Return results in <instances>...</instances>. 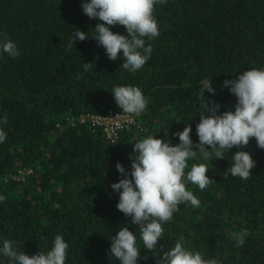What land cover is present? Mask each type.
Listing matches in <instances>:
<instances>
[{"label":"trees","instance_id":"16d2710c","mask_svg":"<svg viewBox=\"0 0 264 264\" xmlns=\"http://www.w3.org/2000/svg\"><path fill=\"white\" fill-rule=\"evenodd\" d=\"M83 2L0 0V43L6 33L19 50L11 58L0 48V119L8 121L0 124L6 133L0 143V248L7 239L28 255L47 252L59 234L69 245L65 264H121L109 249L120 228L129 227L141 248L137 264H158L180 237L185 247L222 264H264V149L255 138L243 149L256 161L247 180L227 172L237 147L225 158L198 154L188 161L185 172L205 163L213 181L203 191L186 184L200 206L181 203L162 225L153 252L143 248L139 226L117 209L119 193L111 188L123 178L117 162L131 171L133 144L141 138L175 145L174 133L191 125L195 144L206 101L219 103L218 114L235 110L237 97L224 81L264 67V0L157 3L160 34L145 38L152 53L134 73L122 67V53L111 61L92 38L102 21L90 19ZM78 29L89 38L69 49ZM111 30L127 35L121 25ZM206 80L215 93L205 90L204 99ZM127 85L139 87L148 104L112 144L102 129L79 118L121 113L112 90ZM244 229L249 235L237 247L232 233ZM0 264H8L2 253Z\"/></svg>","mask_w":264,"mask_h":264},{"label":"clouds","instance_id":"9594fccd","mask_svg":"<svg viewBox=\"0 0 264 264\" xmlns=\"http://www.w3.org/2000/svg\"><path fill=\"white\" fill-rule=\"evenodd\" d=\"M167 0H84L82 8L90 19L102 21L97 23L94 38L103 46L107 57L116 61L122 53V67L129 72L140 70L152 53L151 45L146 40L159 36L158 22L154 16L155 5L164 4ZM124 26L127 35L113 32L112 26ZM89 38L86 32L76 30L67 47L71 49L75 40ZM0 48L9 57L15 58L19 50L14 41L3 34ZM91 63L86 62L87 71ZM224 86L237 97L235 110L218 114L219 103L206 101V112L199 115L196 132L199 142L192 141L191 125L183 131L174 133L179 143L173 145L162 138L147 136L134 143L131 171L117 162L116 168L123 178L111 184L113 191L119 193L116 205L126 217H131V224L139 226L143 248L153 252L164 234L162 225L173 218L181 203L200 206V200L186 187L190 182L203 191L213 179L206 173L209 167L205 163H193L189 171L188 161L198 154L207 160L225 158L224 152L233 147L241 150L233 155V163L227 172L233 177L247 180L252 175L251 169L256 161L248 151L243 149L255 138L257 146L264 149V67H253L241 72L234 80H225ZM215 93L211 80L202 82L201 97L204 92ZM116 104L127 116L141 115L148 104L142 90L137 86H116L112 90ZM205 99V98H204ZM119 115V114H118ZM6 115L0 124H7ZM6 139V133L0 130V143ZM116 142L112 143L115 144ZM210 146V147H206ZM195 149V150H194ZM5 197L0 196V201ZM249 235L247 229L233 232L232 238L237 247L243 246ZM15 242L4 240L0 253L7 258L8 264H65L68 243L62 235H56L53 245L47 252L39 251L28 255L17 251ZM137 237L129 227H121L111 240L109 252L121 264H137L140 257ZM147 259V257H144ZM158 264H222L215 258H205L201 252L185 247L180 237L169 251L164 252Z\"/></svg>","mask_w":264,"mask_h":264},{"label":"built area","instance_id":"2783aa9c","mask_svg":"<svg viewBox=\"0 0 264 264\" xmlns=\"http://www.w3.org/2000/svg\"><path fill=\"white\" fill-rule=\"evenodd\" d=\"M86 119H89L92 126L102 129L106 138L111 142L116 140L120 130L134 124V117H129L122 112L107 116L86 115L79 118L80 122H84Z\"/></svg>","mask_w":264,"mask_h":264}]
</instances>
